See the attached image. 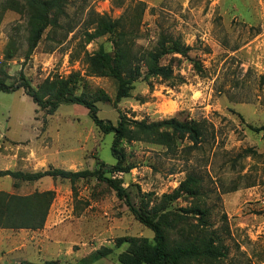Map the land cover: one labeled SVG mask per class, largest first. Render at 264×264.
<instances>
[{"label":"rangeland","instance_id":"rangeland-1","mask_svg":"<svg viewBox=\"0 0 264 264\" xmlns=\"http://www.w3.org/2000/svg\"><path fill=\"white\" fill-rule=\"evenodd\" d=\"M8 0H0V7ZM60 27L47 32L29 59L26 15L4 14L0 23V82L14 85L20 75L36 88L46 78L80 75L77 94L103 90L115 99L116 85L90 76L84 60L101 45L112 51L108 37L85 43L95 15L124 16L135 32L137 50L155 49L161 35L191 48L188 57L170 55L174 79L140 78L131 97L118 105L97 103L99 118L116 125L121 116L134 121L168 119L206 122L198 144L184 138L173 150L155 144L124 143L129 173L114 172V135H104L79 105H62L54 114L41 111L23 89L0 92V171L37 172L52 166L93 171L104 163L106 176L120 181L134 205L172 193L188 175L202 182L211 228L228 248V264H264V140L250 126H264V0H69ZM142 15L141 24L130 26ZM13 38L16 57L6 62ZM197 64V67H196ZM145 72V70H144ZM252 150L254 153H246ZM51 188L56 193L46 225L39 231L0 230V264L24 261L80 264L102 248L114 253L93 264H120L124 236L153 240L125 201L97 179L68 181L45 178L14 188L0 178V191L29 195ZM179 200L172 209L187 208Z\"/></svg>","mask_w":264,"mask_h":264},{"label":"trees","instance_id":"trees-1","mask_svg":"<svg viewBox=\"0 0 264 264\" xmlns=\"http://www.w3.org/2000/svg\"><path fill=\"white\" fill-rule=\"evenodd\" d=\"M69 0H8L0 7V23L6 12L12 10L26 15L27 50L25 58L29 59L46 33L60 27V21L67 15ZM124 16L113 20L108 16L95 15L91 18L86 32L85 43L108 37L112 43V51L101 45L98 50L89 54L85 51L84 60L88 65L90 76L107 78L116 85L115 99L103 90L94 94H77L80 75L72 74L68 78L56 76L46 78L34 88L23 74L20 82L6 85L0 82V92L13 93L23 89L39 110L54 114L62 105H79L88 110V115L104 135H114L112 155L117 163L111 173H129L134 166L127 165L124 143L142 142L155 144L173 150L178 141L187 138L198 145L207 134L206 122L179 121L175 118L157 122L134 121L125 116L114 125L99 118L97 103H113L118 105L131 97L136 82L144 77L162 78L166 81L174 79L173 70L163 65L166 56L181 55L187 58L191 48L179 39L161 35L155 49L139 51L135 48V32L128 29L129 20ZM142 15L137 22L140 25ZM17 43L11 38L6 50L5 61L13 60L17 55ZM197 67V64H196ZM145 70V72H144ZM250 128L262 134L264 126ZM246 153H254L248 150ZM104 163H100L93 171L78 172L48 167L37 172L6 170L0 171V178L9 177L14 181V188L21 183L35 184L45 178L65 180L76 191L80 181L97 179L112 189L116 196L126 202L130 211L145 228L153 233V240L141 237L124 236L116 239V248L126 246L127 249L118 257L120 264H228L230 260L228 248L222 237L211 228V210L207 206L201 180L188 175L172 193L164 194L156 200L147 194L141 198V206L137 208L131 200L127 189L120 181L105 175ZM56 193L53 190L35 191L29 195L10 194L0 191V230L39 231L44 229ZM185 200L189 206L179 211L173 210L172 204ZM114 253L111 248H102L89 258L82 259L80 264H93ZM17 264H60L58 261L33 263L29 261Z\"/></svg>","mask_w":264,"mask_h":264},{"label":"crops","instance_id":"crops-1","mask_svg":"<svg viewBox=\"0 0 264 264\" xmlns=\"http://www.w3.org/2000/svg\"><path fill=\"white\" fill-rule=\"evenodd\" d=\"M4 171V170H3ZM6 171V170H5ZM47 190H52L51 188H47V189H44V190H40V191H47Z\"/></svg>","mask_w":264,"mask_h":264}]
</instances>
